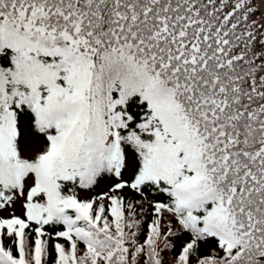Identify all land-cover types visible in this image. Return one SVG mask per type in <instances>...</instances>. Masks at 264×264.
Returning a JSON list of instances; mask_svg holds the SVG:
<instances>
[{"label": "snow or ice", "instance_id": "obj_1", "mask_svg": "<svg viewBox=\"0 0 264 264\" xmlns=\"http://www.w3.org/2000/svg\"><path fill=\"white\" fill-rule=\"evenodd\" d=\"M0 264H264V0H0Z\"/></svg>", "mask_w": 264, "mask_h": 264}]
</instances>
